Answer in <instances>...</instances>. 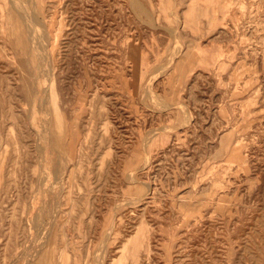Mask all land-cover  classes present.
Here are the masks:
<instances>
[{"label":"rangeland","instance_id":"374dc122","mask_svg":"<svg viewBox=\"0 0 264 264\" xmlns=\"http://www.w3.org/2000/svg\"><path fill=\"white\" fill-rule=\"evenodd\" d=\"M15 1L0 264H264V0Z\"/></svg>","mask_w":264,"mask_h":264},{"label":"bare ground","instance_id":"6f19581e","mask_svg":"<svg viewBox=\"0 0 264 264\" xmlns=\"http://www.w3.org/2000/svg\"><path fill=\"white\" fill-rule=\"evenodd\" d=\"M17 1V0H16ZM15 1V2H16ZM32 1V0H31ZM17 3V2H16ZM132 3L134 4V5H136V7H138V9L141 11L142 10V7H139L138 5H137V3H136V0H133L132 1ZM18 4V3H17ZM31 4V3H30ZM17 6V5H16ZM16 9V8H15ZM22 17V16H21ZM28 22V21H27ZM24 23V22H23ZM29 23V22H28ZM44 42V41H43Z\"/></svg>","mask_w":264,"mask_h":264}]
</instances>
